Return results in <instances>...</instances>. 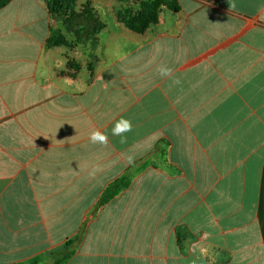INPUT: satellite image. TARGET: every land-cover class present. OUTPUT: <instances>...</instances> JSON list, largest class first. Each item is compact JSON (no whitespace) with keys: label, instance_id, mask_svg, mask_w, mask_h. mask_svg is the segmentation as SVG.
<instances>
[{"label":"crops","instance_id":"obj_1","mask_svg":"<svg viewBox=\"0 0 264 264\" xmlns=\"http://www.w3.org/2000/svg\"><path fill=\"white\" fill-rule=\"evenodd\" d=\"M160 1L134 30L142 0H80L89 57L46 0L0 9V264H264V0Z\"/></svg>","mask_w":264,"mask_h":264},{"label":"trees","instance_id":"obj_2","mask_svg":"<svg viewBox=\"0 0 264 264\" xmlns=\"http://www.w3.org/2000/svg\"><path fill=\"white\" fill-rule=\"evenodd\" d=\"M13 0H0V9L6 7ZM79 0H50L48 3V10L52 16H54L58 21H63L64 26L70 31L73 35H75V39L77 40H85L88 38L89 31L86 27L89 28L90 24L95 23L98 25L97 31L102 30L105 25L99 24L96 18H92L91 15L88 16L87 9L81 10L78 12L77 10V2ZM143 4V3H142ZM142 8V5H141ZM144 11L139 15V21L142 22L140 27L135 26L133 21H130L131 15H120L123 18L125 23L134 30H142L148 24L157 21L156 8L152 11L148 9L145 13V9L147 5H143ZM86 25V26H85ZM89 25V26H88ZM94 27V26H93ZM94 31V30H92ZM91 33V32H90ZM94 33V32H93ZM131 185V180L124 176L117 178L112 183L108 185L105 191L102 193L98 204L97 210L104 207L108 203H110L113 199H115L123 190L129 188ZM83 231V230H82ZM69 243L66 245L68 246ZM73 255L72 252L67 253L64 258H60L56 261V264H63L64 261H67Z\"/></svg>","mask_w":264,"mask_h":264},{"label":"rangeland","instance_id":"obj_3","mask_svg":"<svg viewBox=\"0 0 264 264\" xmlns=\"http://www.w3.org/2000/svg\"><path fill=\"white\" fill-rule=\"evenodd\" d=\"M49 1L50 0H46L47 5ZM79 1L77 2V5ZM160 2H161L160 0H142L143 3L142 8L140 5L132 6L130 11L131 12L130 21H133V24H135V26L140 27L142 22L139 21L138 19L140 13L142 14V12L144 11L143 5H147V8L145 9V13H146L148 9H150L151 11L155 9ZM86 8H87L88 16L91 15L92 18H96L98 20L99 24L104 25V23L98 18L97 13L93 8H90L89 6H86ZM125 14H126V10H125ZM97 24L93 23L92 25L94 27L91 26V24L90 26L88 25L89 28L86 27L87 30L89 31L88 38H85V40L81 41L78 39L76 40L75 35H73L70 31H68V29L64 26L63 21L59 20L57 27L58 29L56 28V30L54 31L50 44L56 46L67 45L68 50H70L71 52H75L78 49L81 52H83L84 56L89 57L92 55V52L94 51L95 48V40H96V36L98 35L97 33H95V31L98 29Z\"/></svg>","mask_w":264,"mask_h":264},{"label":"clouds","instance_id":"obj_4","mask_svg":"<svg viewBox=\"0 0 264 264\" xmlns=\"http://www.w3.org/2000/svg\"><path fill=\"white\" fill-rule=\"evenodd\" d=\"M158 71L162 77H171L172 76V69L167 66H161L158 68ZM173 84L179 85L181 81L178 78H173ZM132 122L128 119L121 118L118 121H116L114 127L112 128V135L118 136L121 138V143H126V136L125 133L132 131ZM89 140L92 144H99L107 146L108 144V135L99 131L95 130L93 131L90 136ZM128 163L132 164L134 163V157L129 156L128 157Z\"/></svg>","mask_w":264,"mask_h":264}]
</instances>
